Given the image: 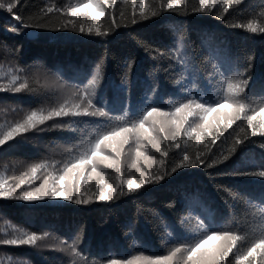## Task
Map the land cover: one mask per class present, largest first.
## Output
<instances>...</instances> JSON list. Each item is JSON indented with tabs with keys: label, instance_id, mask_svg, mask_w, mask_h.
Returning <instances> with one entry per match:
<instances>
[{
	"label": "trees",
	"instance_id": "16d2710c",
	"mask_svg": "<svg viewBox=\"0 0 264 264\" xmlns=\"http://www.w3.org/2000/svg\"><path fill=\"white\" fill-rule=\"evenodd\" d=\"M78 2L21 0L13 13L0 11V85H7L10 76L17 74L27 77L29 86L36 89L19 93L0 91V125L7 127L28 111L56 107L69 90L85 88L97 69L102 79L96 87L94 103L109 111L111 118L59 117L40 126L43 131L33 130L0 145V171H5L8 178L6 187L13 186L12 178L19 177L34 163L46 162L50 167L37 173L40 179L31 187L38 186L48 172L58 175L57 170L65 162L117 123L114 117L127 115L134 119L150 105L167 110L191 96L218 98L222 81L238 73L249 79L243 95L253 107L264 101V33L232 26L253 19L264 25V0H232L223 19L209 12L161 11L158 16L138 20L136 24L131 23L132 0H117L113 11L120 26L104 37L63 27L62 21L68 17L55 10L41 21L46 27L28 28L24 30L26 34L19 35L9 30L18 26L14 14L36 18L48 6L62 9ZM146 2L151 5L153 0ZM194 3L196 0H189V7ZM139 4L140 0H136L137 15ZM217 7H221L220 0ZM120 11L125 18L119 17ZM99 23L102 31L111 27L107 15ZM29 29L37 30L35 38L28 37ZM55 124H70L71 128L54 127ZM240 124L237 121L225 132L227 141L222 137L212 146L206 162L228 154L236 135L233 129L238 131ZM244 126L250 133L251 129ZM129 147L125 146L121 168L125 188L133 175L139 183V173L129 167ZM183 148L169 147L166 158L151 147L141 151L154 160L164 159L170 169L181 158ZM202 148L190 141L186 150L194 155ZM139 164L144 171L151 166L153 173L160 167L151 160L145 163L143 158ZM104 169L108 174L106 182L114 183V170ZM261 169L264 137L249 135L223 163L179 169L162 181L145 185L111 203L97 201L95 197L89 204L0 197V239L9 238L14 228L48 234L42 247L0 244V264H69L70 258L60 250V242L73 240L84 257L77 258L78 264H108L109 259L140 254L166 255L176 244L190 242L198 234L200 222L208 230H230L247 236L243 246L238 244L243 251L264 233V178L244 175ZM95 182L94 178L88 185L93 191ZM81 187L83 190L84 185ZM26 188L29 185L16 191L21 193ZM233 253L239 255L237 249ZM229 259L233 260V256ZM262 259L257 252L253 264H262Z\"/></svg>",
	"mask_w": 264,
	"mask_h": 264
},
{
	"label": "snow or ice",
	"instance_id": "6c2138e0",
	"mask_svg": "<svg viewBox=\"0 0 264 264\" xmlns=\"http://www.w3.org/2000/svg\"><path fill=\"white\" fill-rule=\"evenodd\" d=\"M236 2L239 3V0ZM116 3L117 0H79L74 6L62 9L55 8L54 5L48 6L42 9L39 17L36 18H25L20 14H14L18 26L14 25L9 30L19 35L28 28L46 27L47 24L41 21L55 10L68 17L62 21L63 27H72L81 33L87 31L97 37H104L115 27L120 26L117 23V14L113 11ZM123 3H127V0H123ZM217 3L218 0H196V3L189 7V0H153L151 5L146 0H140L139 15H137L136 0H132L131 23L136 24L138 20L156 17L161 11L209 12L223 19L224 14L229 11L232 0H220L221 7H217ZM20 4L21 0H0V9H6L7 12L13 13V9H18ZM214 8L216 12L213 13L212 9ZM106 15L111 21V27L102 31L99 19ZM118 15L121 19L125 18L123 11H120ZM86 23L88 24L87 29H85ZM232 26L245 29L250 33H264V25L258 24L255 19ZM18 71L22 70L18 69ZM243 75V73H238L236 76L222 81L218 98L202 99L198 95L191 96L178 101L167 110L161 106L150 105L134 119L128 118L127 115L114 117L117 121L114 126L100 132L88 144L86 150L65 162L57 170L58 175L48 172L44 175L42 182L34 188L31 185L36 184V181L40 179L37 173L41 169H48L50 167L48 163L41 162L30 165L19 177H13L15 183L8 187H6L8 178L5 171H0V197L27 202L46 199L62 200L77 204L92 203L95 197L97 201L111 203L120 196L130 195L142 189L145 185L160 182L179 169L197 165L212 167L214 164L223 163L235 152L238 145L244 144L248 140L249 135L264 137V101L253 107V104L247 100L243 94L249 79L242 78ZM100 79H102V74L97 69L85 88L69 90L67 97L56 107L28 111L21 119L7 127L0 125V145L13 141L17 137L22 138L23 134L33 130L43 131L40 126L59 117L111 118L109 111L99 106L98 102L94 103L95 90ZM0 91L19 93L22 91L34 92L36 89L29 86L27 77L13 74L8 79L7 85H0ZM237 121H241V124L237 125L238 131L233 129L236 135L231 146L227 149L228 154H222L211 162H206L207 154L212 151V146H215L222 137L227 141L228 137H225V132L232 129ZM244 125L251 129L250 133L246 131ZM53 126L71 128L70 124H55ZM231 135L232 133H229V136ZM168 141L174 143L168 145ZM190 141H194L196 146L202 145L203 148L195 151L194 155H189L186 149L190 146ZM182 145L184 146L183 154L170 169L166 168L164 159L154 160L141 151L142 148L151 147L161 157L166 158L169 156V147L181 149ZM125 146H130L128 149V155L131 157L130 169L134 168L139 173V183L133 175L127 179L126 188L121 179L123 175L122 161L126 154ZM68 151L71 152L72 149ZM104 152L107 154H102ZM141 158L145 163L151 160L152 164L160 165L159 169L155 173L151 166L148 171L142 170L139 164ZM100 166L114 170L116 174L114 183L106 182L105 177L108 174L98 170ZM244 175L264 178V169L246 172ZM94 178L96 181L95 191L88 187ZM82 184L84 185L83 190ZM23 185H29V188L17 193L16 190ZM196 231L198 234L190 242L176 244L169 249L166 255H133L131 258L125 259H109L108 264H234V261L240 262V264L245 261L247 264H253L257 252L264 258V233L253 239L246 249L241 251L238 244L243 246L248 239L245 235L230 230H208L203 222L198 224ZM47 236V233L42 236L35 232L14 228L9 238L0 239V244L42 247L44 246L42 242ZM60 244L62 246L60 250L68 254L70 258L69 264H78L77 258L84 260L81 252L77 250L78 244L75 240L70 243L61 241ZM233 249H237L239 255L233 253ZM230 255L233 256V260L229 259ZM249 257L253 259L250 260ZM262 264H264V259H262Z\"/></svg>",
	"mask_w": 264,
	"mask_h": 264
},
{
	"label": "water",
	"instance_id": "95a60500",
	"mask_svg": "<svg viewBox=\"0 0 264 264\" xmlns=\"http://www.w3.org/2000/svg\"><path fill=\"white\" fill-rule=\"evenodd\" d=\"M37 34H38L37 30H34V29H30L28 32L29 38H35Z\"/></svg>",
	"mask_w": 264,
	"mask_h": 264
},
{
	"label": "rangeland",
	"instance_id": "374dc122",
	"mask_svg": "<svg viewBox=\"0 0 264 264\" xmlns=\"http://www.w3.org/2000/svg\"><path fill=\"white\" fill-rule=\"evenodd\" d=\"M1 10H3V9H0V11H1ZM213 116H215V113H213ZM1 153H3V152L0 151V155H1ZM104 154H107V152H104ZM98 170H102V171H105V172H106V170L104 169L103 166H100V168H99Z\"/></svg>",
	"mask_w": 264,
	"mask_h": 264
}]
</instances>
